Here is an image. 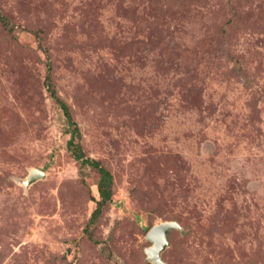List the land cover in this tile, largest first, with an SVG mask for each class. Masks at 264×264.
<instances>
[{
  "label": "rangeland",
  "instance_id": "obj_1",
  "mask_svg": "<svg viewBox=\"0 0 264 264\" xmlns=\"http://www.w3.org/2000/svg\"><path fill=\"white\" fill-rule=\"evenodd\" d=\"M170 219L167 264H264V0H0V264H151Z\"/></svg>",
  "mask_w": 264,
  "mask_h": 264
},
{
  "label": "trees",
  "instance_id": "obj_2",
  "mask_svg": "<svg viewBox=\"0 0 264 264\" xmlns=\"http://www.w3.org/2000/svg\"><path fill=\"white\" fill-rule=\"evenodd\" d=\"M46 83L50 93L51 98L56 102L58 107L62 110L63 115L68 123L67 132L69 137L66 140V147L72 154V156L79 162L81 166L88 165L95 168L98 172V181H97V191L98 199H96V206L91 213L90 222H93L97 216L100 214L102 207L106 202L111 200L113 190V176L108 168L101 164L98 159H94L85 154L82 145L79 141L81 136L80 129L73 119L70 108L68 104L57 94L51 77L49 74L46 76Z\"/></svg>",
  "mask_w": 264,
  "mask_h": 264
},
{
  "label": "water",
  "instance_id": "obj_3",
  "mask_svg": "<svg viewBox=\"0 0 264 264\" xmlns=\"http://www.w3.org/2000/svg\"><path fill=\"white\" fill-rule=\"evenodd\" d=\"M45 171L40 168H31L28 174L21 181L28 186L40 178L45 177ZM173 229L182 230L181 224L174 219L163 220L153 224L145 235V239L150 242L145 247L146 260L151 264H167L162 258V252L169 245L168 233Z\"/></svg>",
  "mask_w": 264,
  "mask_h": 264
}]
</instances>
